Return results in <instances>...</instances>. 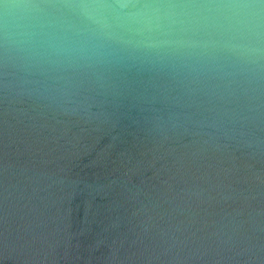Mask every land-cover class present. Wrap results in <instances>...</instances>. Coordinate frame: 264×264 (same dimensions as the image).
Masks as SVG:
<instances>
[{"label": "water", "instance_id": "1", "mask_svg": "<svg viewBox=\"0 0 264 264\" xmlns=\"http://www.w3.org/2000/svg\"><path fill=\"white\" fill-rule=\"evenodd\" d=\"M0 264H264V0H0Z\"/></svg>", "mask_w": 264, "mask_h": 264}]
</instances>
